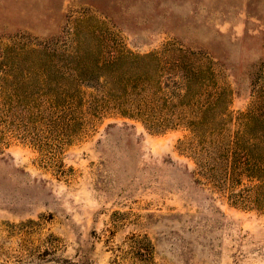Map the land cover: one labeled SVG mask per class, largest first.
<instances>
[{
	"label": "rangeland",
	"instance_id": "rangeland-1",
	"mask_svg": "<svg viewBox=\"0 0 264 264\" xmlns=\"http://www.w3.org/2000/svg\"><path fill=\"white\" fill-rule=\"evenodd\" d=\"M170 43L212 61L231 129L264 105V0H0V87L21 95L0 100V264H264V210L213 185L186 127L154 133L77 78L95 50Z\"/></svg>",
	"mask_w": 264,
	"mask_h": 264
},
{
	"label": "trees",
	"instance_id": "trees-1",
	"mask_svg": "<svg viewBox=\"0 0 264 264\" xmlns=\"http://www.w3.org/2000/svg\"><path fill=\"white\" fill-rule=\"evenodd\" d=\"M101 56L95 50L94 59L78 61L77 78H96L106 101L112 102L118 115L139 119L154 133L186 127L191 137L183 147L198 169L209 173L213 185L224 189L236 206L264 210L261 95L256 92L253 108L240 114L236 127L231 129L228 91L218 85L212 61L203 53L170 43L160 53L122 52L109 59ZM0 64L5 65L3 61ZM86 68L91 70L90 75H85ZM39 71L43 73L45 69ZM46 77L49 76L43 75V79ZM11 79L14 78L7 75L2 81ZM71 94L56 91L43 95L56 107L61 98L66 100ZM20 96L16 87H0L4 104H19Z\"/></svg>",
	"mask_w": 264,
	"mask_h": 264
}]
</instances>
